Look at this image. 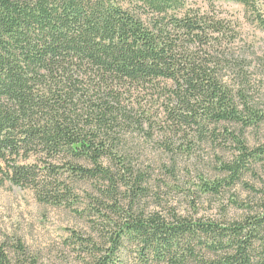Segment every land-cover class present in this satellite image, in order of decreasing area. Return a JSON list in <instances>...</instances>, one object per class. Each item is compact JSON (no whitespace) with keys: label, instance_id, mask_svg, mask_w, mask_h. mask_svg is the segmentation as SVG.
Here are the masks:
<instances>
[{"label":"trees","instance_id":"16d2710c","mask_svg":"<svg viewBox=\"0 0 264 264\" xmlns=\"http://www.w3.org/2000/svg\"><path fill=\"white\" fill-rule=\"evenodd\" d=\"M187 1L0 0V186L31 188L55 206L77 205L85 186L101 239L78 236L92 245L90 264H118L132 246L141 264H264V98L222 79L207 54L222 23ZM162 84L171 127L192 143L168 150L192 157L193 133L227 153L201 191L216 198L242 186L251 198H231L241 216L181 214L127 151L124 127L143 122L122 88ZM33 156L41 166L24 163ZM0 264L44 263L19 242L0 243Z\"/></svg>","mask_w":264,"mask_h":264},{"label":"rangeland","instance_id":"374dc122","mask_svg":"<svg viewBox=\"0 0 264 264\" xmlns=\"http://www.w3.org/2000/svg\"><path fill=\"white\" fill-rule=\"evenodd\" d=\"M187 2L192 10L208 14L211 20L222 23L223 32L214 36L207 53L220 64L222 79L236 90L248 88L256 98H264V0H249L250 6L237 0ZM242 68L247 70L245 77L249 85L238 77ZM163 87L162 84L158 89L122 88V103L134 120L143 122L142 127L134 124L124 127L121 135L127 151L135 158V163L152 167L151 184L156 189L160 186L163 201L176 207L181 214H193L197 210L199 216L218 220L226 218V215L228 218L241 216L243 210L238 209L231 198L245 202L251 198L242 186H237L234 193L216 198L201 191L203 180L218 177L219 156L227 153L212 144L199 142L197 135L189 131V137L196 145L195 153L190 158L180 153L176 156L177 161L174 160V154L167 148L169 144L184 148L192 143L187 141L185 133L175 134L171 127L165 111L172 103ZM255 138V134L250 135L252 144ZM260 138L264 142V136ZM24 163L42 164L34 156ZM167 168L174 169L175 175L170 174ZM83 188H76L80 200L77 205L55 206L39 202L31 188L10 183L0 186V243L13 247L21 242L44 264H90L91 255L87 249L92 245L85 247L78 236H92L97 242L101 239L87 222L91 216L87 213V193ZM83 211L86 213H81ZM137 256V248L132 246L118 264H141Z\"/></svg>","mask_w":264,"mask_h":264}]
</instances>
